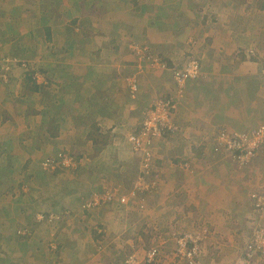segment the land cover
I'll return each mask as SVG.
<instances>
[{"label": "crops", "instance_id": "obj_1", "mask_svg": "<svg viewBox=\"0 0 264 264\" xmlns=\"http://www.w3.org/2000/svg\"><path fill=\"white\" fill-rule=\"evenodd\" d=\"M55 1H60L57 5L66 11L68 17L63 16L60 10L56 13L46 12L45 4H52L53 0H0V35L5 38L4 41L10 34L13 35L10 32L14 24L21 34L28 32L30 36L28 47L26 41L18 45L15 43L13 49L12 44L0 45V58H6L4 63H0V186L4 187V190L0 187L1 245L9 243L8 239L19 244L25 241L30 243L32 239L25 238L35 237L39 231L36 227L42 229L44 225L48 228L53 222L45 236L40 237L44 244L39 241L37 246L45 255L41 261L34 263L83 264L81 244L100 242L98 239L95 241V237L84 239V234L75 227L67 228L64 225L59 228L60 225L51 215L44 217V220L38 219L40 214L37 212L42 211L39 205L34 214L21 219L18 217L20 212L23 214L24 210L35 209L31 196L20 203L22 207L18 208L19 213L7 207L11 205H3L7 197L2 192L20 176L17 173V170L21 171L19 162H22L24 169L32 167L35 161L32 160V154H35L32 149L34 151L35 147L42 148L43 145V141L38 146L33 145L36 142L33 143V135H30V125L25 124L32 120V109L19 115L18 112L24 111L13 107L17 98L25 96L23 81L30 75L20 76L17 73L13 76L16 65L13 66L11 60H15L17 47L20 48L18 56L25 57L30 63L40 62V70L49 64L50 67L54 66L51 71L57 79L53 81V87H46L45 90L54 91L55 98L52 99L62 103L58 108L61 119L52 120L50 116L43 119L45 117L39 110L40 121L45 124L43 128L54 126L55 135L47 139L48 143L57 149L56 145L63 148L69 144L83 146L87 141V149L94 147L103 154L110 151L120 153L118 149L122 148L124 142L121 135L125 130H137L144 110L158 97H170L167 89L174 83V70L181 66L175 64L191 49V54L200 58V77L186 83L182 94L175 98L174 110L182 136L179 137L180 143L190 151L185 150L176 159L168 158L167 163L164 157L155 163L161 169L157 176L162 183L156 190V204L149 205L153 208L151 215L171 210L169 198L176 196L179 190H182V195L179 194L183 199L194 200L196 197L195 202L189 200V207H201L202 222L215 225L219 230H228L226 226L229 223L237 224L241 214L246 211L248 215L250 206L245 202L252 188L246 175H242L244 170L239 166L242 164L222 154L209 153L204 142L211 135V143L215 145L218 131L223 128H231L227 129L230 132L250 133L264 124L263 65L260 60H252L244 54L252 46L264 53V7L255 8V0H208L199 9H193L190 4L192 0ZM75 3H81L77 6L82 9L76 6L75 13H72ZM28 10L29 15L35 17H31L26 29L22 23L30 19L28 14H24ZM37 10L39 17L36 16ZM34 22L44 29L35 28ZM64 22L66 25L63 26ZM68 22H71V30L67 28ZM192 38L197 42L189 45L188 41ZM135 45H147L148 52L163 59L167 67H150L143 62L142 55L133 50ZM72 55L73 58L69 57ZM64 57L73 60V68L66 67L63 71L62 67H57L59 65L55 63H60ZM53 61L55 63L52 64ZM134 75L139 79V90L132 96L127 87V78ZM3 76H8V80L4 81ZM188 126L195 127V131L191 133L190 128H186ZM185 132L189 135L201 132L202 136L189 141ZM38 134L45 138L44 129L35 132L34 136ZM117 137L121 138L120 141ZM114 139L121 144L113 145ZM167 140L163 148L175 146V141L171 138L164 141ZM189 144L190 147H187ZM194 146L198 148L197 153ZM156 149L161 151L158 147ZM23 152L25 156L21 157ZM160 154L163 156L162 151ZM118 165L124 166L126 163L119 161ZM173 171L183 173L180 189L174 185L178 175ZM243 176L246 180H239ZM112 177L121 181V174ZM167 182L173 188L170 189ZM168 191L174 195L170 196ZM10 213L14 216L7 219ZM141 214L148 216L143 211L139 216ZM168 220L171 222L174 218ZM227 220L229 222L225 223ZM36 222L38 225H35ZM235 226L230 228L234 229ZM18 234L23 236L19 238ZM32 245L36 247L35 243ZM35 252L32 249L34 255ZM29 261L33 263V259Z\"/></svg>", "mask_w": 264, "mask_h": 264}, {"label": "rangeland", "instance_id": "obj_2", "mask_svg": "<svg viewBox=\"0 0 264 264\" xmlns=\"http://www.w3.org/2000/svg\"><path fill=\"white\" fill-rule=\"evenodd\" d=\"M54 1L55 0H53L52 4H45L46 12L50 13L52 11L53 13H56L59 12L58 10H60V13L63 16L68 17V15H65L66 11L57 5V3H60V1H55L56 3ZM192 1L193 2H190V4L193 9H199L202 7L203 3L208 0ZM65 3L66 1H64V4ZM79 4L81 3H75L72 9V13H75L74 8ZM77 7L82 9V7ZM29 12L30 10H28V13L25 11L24 14L29 15ZM39 13L40 12L37 10L36 16L39 17ZM31 17L35 16L29 15L30 19L25 21V23H22L25 24L26 29L29 28L28 24L32 20ZM44 23H46V20ZM64 25H66L65 22L63 26ZM67 25H70L72 29L71 22H68ZM15 26L16 24L11 27L10 33H13V35L10 34V37H8L6 41H4L5 38L0 35V45H3V43H7V46L12 44L13 49V47H16L15 43H17L18 45L26 41L28 47V38L30 37L28 32H22L21 34L19 32V28H14ZM35 28H37L38 30L39 28H42V30L44 29L43 26L39 27L38 23H35ZM12 39L15 41H12ZM196 42L197 40L193 38L189 39L188 41L189 45H194ZM250 48L257 47L252 46ZM19 50L20 48L17 47L14 54L16 56L15 60L17 64L15 72H13V76L17 73L20 76H26L27 74L30 75L25 77V80L23 81L25 82L23 83V86H25V96H23L22 99L20 97L17 98L13 104V107L15 109H22V111H24L18 112L19 115H23L24 113H26L27 109H32V111H30L32 112V114L34 113V115H32V120L29 123L26 122L25 124L30 125V135L33 136L35 132L42 131L44 129L45 138H41L40 134H38L36 135L38 137V140H33V143L36 142L35 144H33L34 146L40 145V141H43V145L42 148L35 147L34 151L32 149V152L35 153L32 154V160L35 159L32 167L29 166V168L26 167L24 169L21 166L22 162H19L21 164L19 165L21 171L17 170V173L19 172L18 175L20 176L18 178H15V181L12 182V185L10 184V186H8V188L2 192V195H5L7 197V199H4V206L11 205L7 207H9L11 211L19 213L18 208L22 207L20 206V203L23 202L24 199H26L27 201L28 197L31 196L30 198H32V203L34 204L35 209L24 210V215L20 212L18 217H20L21 219L25 220L27 219L26 217L34 214L36 212V207H38L39 205L40 210L42 211L37 212V214H40L38 215V219L44 220V217H46L47 215H51L60 225L59 228L63 227L64 225L67 228L75 227L74 229L80 231L79 233L84 234V239L89 240L93 237H95V241L98 239L100 241L98 243L89 242V244H81L80 252H82L81 258L83 259V264H122L125 257L131 253H136L137 256L141 257L140 259H142V256L145 253L144 250H148L152 246L158 245L163 242L165 244L162 245L157 264H188L186 259H182V257L176 252L177 238L181 235L186 234L187 232L193 233L195 235L199 233L205 234L200 254L195 257V264H249L244 259L245 248L252 241L253 234L256 229L264 230V208H258L256 206V199L254 198V195H258L262 192L261 189H263L264 185V150H262V153H260L254 160L249 161V163H244L245 165H239L241 170H244L242 171V175H246L245 178L248 179V184L250 185L249 187L252 188V190L250 191L249 199H247V201L245 202V205L248 204L250 206V211L248 214L249 216L246 214L248 213V211L243 213V215L241 214L237 224H235L234 222L232 224L229 223L226 226L228 227V230H219L215 227V225L208 223L204 224L202 222V218L200 219V217H202L200 213L201 207L199 209L194 205V209L192 208V206L189 207V205H191L189 204V200L192 201L193 198H186V200L180 197L179 193H181L182 195V190L181 192L179 190L176 196L169 198L168 205L170 207L169 209L171 210L164 211L163 214L160 215H157V213L151 215V211L153 210V208H150L149 205L153 206V204H156V200L154 199L158 194L156 193V190L162 183L159 180L160 177L157 176L161 169L157 168L155 166V163H157V161H160L162 159L161 157L166 158V161L164 162L167 163L168 158L171 157L173 159H176V157L183 154V152L186 150V147L184 148V146H182L180 143L179 137L182 136L179 134V132L177 135H172L169 137L172 141H175L173 143L176 144H174L175 146H167V153L166 149L163 148L162 145L168 143V140L164 141L165 138L153 139L152 145L149 146V149L147 150L151 158H146L145 154L142 151H133V149H131V146L126 142V135L135 131V129H126L124 135H121L124 136V142H122V148L118 149L120 153H118L117 151H110L108 154H103L102 152H100V149H97V151L94 147H92L91 149H87V141L83 146H71V144H69V146L67 145L63 148L60 147V145H56V149L53 145H51V143H48L47 141L48 138H52L55 135L53 131L54 126H49L47 129L46 127L43 128V125L45 124L41 123L39 117L40 110L45 117L43 119H47V116H50L52 120H55L57 118L59 120L61 119L59 116L58 108L61 107L62 103L58 102L55 99H52V97L55 98L54 91L51 92L50 90H45L46 87H53V84L55 83L53 81L57 79L56 77H54V74L51 71L52 69H54V66L52 65L50 67L51 64H49L45 69L40 70V62L39 64L38 62L34 61H31L30 63L25 59V57L18 56ZM190 50L186 52L179 63L175 64L176 66L183 65L185 61L187 62V60H185L187 57H193V54H191ZM263 55V52L257 53V57H259L260 59H262ZM69 57L73 58L74 55ZM74 59H76V61L78 60L77 58ZM24 61L27 63V67L22 66ZM53 63L55 62L53 61L52 64ZM55 64L59 65L57 67H62L63 71H65L66 67L71 69L75 65L73 60H70L67 57H64L60 63ZM262 67V75L264 80V65ZM6 79L8 80L7 76ZM34 84L39 86L40 90L36 92L30 90L31 87H34ZM174 88L175 85L173 83V85L168 87L167 93L173 91ZM173 94L175 95V99L177 97V94L175 91L173 92ZM40 124L42 125L41 127H39ZM186 128H190L191 133L195 131V127L188 126ZM227 129L223 128V130L220 129L218 131L215 145H212V138L210 137V135L204 142L207 144V146H204L208 148L207 150L209 153L216 155L222 154L223 156L230 159L231 157L230 155H228L229 153L225 150L224 147L221 146V144H219L220 141H218V137L222 131L234 134ZM229 129L232 130L231 128ZM184 134L189 141L196 136H202L201 132L200 134L194 133L189 135L186 132ZM81 136L82 135H80L79 137ZM120 139L121 138L119 137L118 140L120 141ZM118 140H116L117 143L116 141L113 142V145H116L118 143L121 144ZM177 141H179V143ZM107 143H109V141H107ZM156 147L161 149L163 156H161V151L157 150ZM187 147H190V144L187 145ZM62 149L77 158V161L81 163L80 170L77 171L72 167H65L62 168V170L57 168L58 170L46 171L42 168L44 159H46L47 157L56 158L58 153L61 152ZM194 149L197 153V146H194ZM186 151H190V149H187ZM23 156H25L24 152L21 157ZM190 156L191 154L187 156V158H189ZM94 159H99V161L93 162L95 161ZM119 161L120 163L121 161H124L126 165L119 166ZM236 162H238V160ZM188 166H190V163L188 164ZM174 172L178 175L177 181H175L174 185L177 187V189H180L181 185L183 184V173L181 171H173V173ZM25 173H27V175ZM118 174H121V181L118 178L112 177L113 175L117 176ZM141 174L146 176L145 180L148 181L150 190L153 189L151 190V192L136 191L134 193L135 196L131 198V202L127 204L122 203L121 200H119L120 198H113L111 201L106 198V193H113L115 195L118 191L123 194L129 193V191L133 187L132 184L134 182V176H136L137 181L138 178L141 177ZM245 178L243 176L239 178V180L245 181ZM153 184L154 187L152 188ZM166 184H169V182H167ZM123 185H126L124 189ZM168 186L170 189L173 188L170 187L173 186L171 185V183ZM1 188L4 190V187ZM120 193L118 194V197L120 196ZM95 194H98L99 196V206L97 205L94 208V206L91 207L89 205L92 202ZM169 195L173 196L174 194L169 192ZM196 200V197H194L193 201L195 202ZM94 201L95 200H93V203ZM146 210H148V212H146ZM142 211L148 216H145L143 214L139 216L140 212L142 213ZM8 216H14V214L10 213L9 215H7V219ZM172 217L174 218V220L169 222L168 219ZM7 219H4V221ZM228 222L229 220L225 221V223ZM146 224L148 227L154 226L153 230H142ZM52 225L53 222L48 225V228ZM232 225H236L234 229L230 228V226ZM48 228H46L44 225L42 229L36 227V230H39L36 236L33 238L31 236L25 238L27 240L32 239L30 243L28 241H25L20 242L19 244L14 243V241L11 239H8L9 243L1 245L2 242L0 239V264H35L34 261H41L45 254L41 253V247L37 246L39 245V241L44 244L43 240L40 237L45 236L46 232H48ZM141 230L143 231V233H145V237L142 236L143 234L141 233ZM40 233L42 234V236L40 235ZM35 239L37 240V242L35 241ZM27 243L28 245H26ZM32 243H35L36 247H33ZM93 244L95 245V247ZM32 249L36 251L35 255L32 253ZM49 252L50 251L48 250L47 258H49ZM257 257H259V261L256 263L264 264V255H260ZM236 258H239V261H237ZM32 259L33 263L29 261ZM72 264L74 263L72 262Z\"/></svg>", "mask_w": 264, "mask_h": 264}, {"label": "built area", "instance_id": "obj_3", "mask_svg": "<svg viewBox=\"0 0 264 264\" xmlns=\"http://www.w3.org/2000/svg\"><path fill=\"white\" fill-rule=\"evenodd\" d=\"M133 50L136 53L141 54L142 59H144L143 62L147 63L153 69H163L167 67L163 59L148 52L149 47L135 45L133 46ZM252 54L253 57H257V54ZM185 60H187V62L185 61L181 67L174 70L173 81L175 88L168 93L170 97L163 95L153 101L152 105L144 110L139 128L126 135V140L131 146V149L135 152L142 151L146 158H151L147 150L149 149V146L152 145L153 139L165 138L166 140L172 135H177L179 132L180 126L174 112L176 105L173 92L175 91L177 96L181 95L189 80H196L200 77V58L193 55V57H187ZM262 61L264 63V55ZM22 66L27 67L26 63H23ZM3 78L6 80V76H3ZM138 83L139 79L136 75L127 78V86L132 96H135L139 90ZM233 133L234 134H230L222 131L218 137V141L221 142H219V144H221V146L229 153L228 155H230L232 159H236L234 161L238 160L240 164L251 161L257 155V152L264 147V125L253 129L250 133ZM80 166L81 163L77 161V158L66 151L59 152L56 158L47 157L42 163V168L46 171L58 170L57 168L62 170V168L65 167H72L74 170H77ZM145 178L146 176L141 174V177L138 178L129 193L123 194L119 191L116 195L113 193H106V198L109 201L113 198H120L119 200H121L122 203L127 204L131 202V198L135 196L134 193L136 191L151 192L153 189L150 190V185ZM153 187L154 184L152 185V188ZM261 191L260 194L254 195V198L256 199V206L263 209L264 185ZM119 193L120 196L118 197ZM98 199V194H95L89 206H94V208L97 205L99 206ZM93 200H95L94 203ZM204 237L205 234L199 233L195 235L190 232L181 235L176 241V252L182 257V259H186L188 264H195V257L200 254ZM164 244L165 243L163 242L152 246L148 250H144L145 253L142 256V259H140L141 257H138L136 253H131L125 257L122 264H157L162 245ZM260 255H264V230L256 229L252 241L245 248L244 259L247 263H250Z\"/></svg>", "mask_w": 264, "mask_h": 264}, {"label": "trees", "instance_id": "obj_4", "mask_svg": "<svg viewBox=\"0 0 264 264\" xmlns=\"http://www.w3.org/2000/svg\"><path fill=\"white\" fill-rule=\"evenodd\" d=\"M255 3H256V7L255 8H257V9H261V8H263L264 7V0H255ZM54 15V14H53ZM52 15V16H53ZM55 16H58V15H56L55 14ZM67 26H69L68 28L69 29H71V26L70 25H67ZM48 29V28H47ZM48 31H49V29H48ZM256 50H258V51H256ZM258 52H260V50L258 49V48H250L248 51H246V52H244V54H245V56L247 55V57L248 58H250V59H252V60H260L261 61V63L264 65V63H263V61H262V59H260L259 57H253L252 55V53H254V54H257ZM262 52V51H261ZM30 81H31V79H30ZM31 90L33 91V92H36V91H38V90H40V87L39 86H37L36 84H34V87H31ZM141 122H142V120H141ZM33 140L34 141H36V140H38V137L35 135V137L33 136ZM38 142V141H37ZM41 142V141H40ZM262 150H264V147H262L258 152H257V155L252 159V160H254L260 153H262ZM65 151V150H64ZM81 167V166H80ZM80 167H79V169H77V171L78 170H80ZM133 181H136V177L134 176V178H133ZM135 182H133V184H132V186L134 187V184ZM125 186L126 185H123V189L125 188ZM132 187V188H133ZM131 188V189H132ZM147 196V195H146ZM35 225H37V222L35 223ZM153 228L154 227H148L147 226V224L143 227V229L142 230H144L145 229V231L146 230H153ZM141 230V233L143 234L142 236H144L145 237V233H143V231ZM23 235H21V234H18V237L19 238H21ZM26 238H28V236L26 237ZM259 261V257H257V258H255L252 262H250L249 264H254V261H255V263L257 262V261Z\"/></svg>", "mask_w": 264, "mask_h": 264}, {"label": "clouds", "instance_id": "obj_5", "mask_svg": "<svg viewBox=\"0 0 264 264\" xmlns=\"http://www.w3.org/2000/svg\"><path fill=\"white\" fill-rule=\"evenodd\" d=\"M0 59H2V57L0 58ZM6 61V58H4V59H2L1 60V62H5ZM11 62H12V64H13V66H14V64L16 65L17 64V62H16V60H11ZM24 63H26L25 61H24ZM26 65H27V63H26ZM7 66V65H6ZM28 66V65H27ZM5 81V80H4ZM62 151H64V150H62Z\"/></svg>", "mask_w": 264, "mask_h": 264}]
</instances>
